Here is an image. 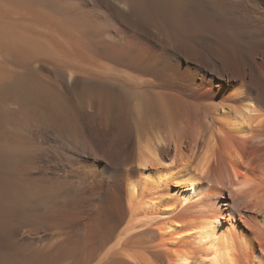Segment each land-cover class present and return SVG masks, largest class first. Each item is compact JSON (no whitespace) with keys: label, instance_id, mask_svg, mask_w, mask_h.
<instances>
[{"label":"bare ground","instance_id":"obj_1","mask_svg":"<svg viewBox=\"0 0 264 264\" xmlns=\"http://www.w3.org/2000/svg\"><path fill=\"white\" fill-rule=\"evenodd\" d=\"M0 0V264H264V0Z\"/></svg>","mask_w":264,"mask_h":264},{"label":"rangeland","instance_id":"obj_2","mask_svg":"<svg viewBox=\"0 0 264 264\" xmlns=\"http://www.w3.org/2000/svg\"><path fill=\"white\" fill-rule=\"evenodd\" d=\"M100 8L104 10H112V6L106 0H97Z\"/></svg>","mask_w":264,"mask_h":264}]
</instances>
